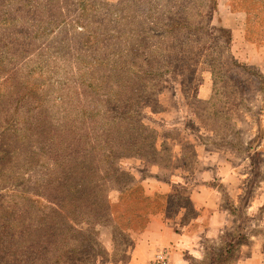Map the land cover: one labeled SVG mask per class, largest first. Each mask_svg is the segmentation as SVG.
Here are the masks:
<instances>
[{"label": "rangeland", "instance_id": "374dc122", "mask_svg": "<svg viewBox=\"0 0 264 264\" xmlns=\"http://www.w3.org/2000/svg\"><path fill=\"white\" fill-rule=\"evenodd\" d=\"M260 58L264 0H0V264H126L194 193L200 264H264Z\"/></svg>", "mask_w": 264, "mask_h": 264}, {"label": "crops", "instance_id": "0c3cea01", "mask_svg": "<svg viewBox=\"0 0 264 264\" xmlns=\"http://www.w3.org/2000/svg\"><path fill=\"white\" fill-rule=\"evenodd\" d=\"M264 75V58H260L258 64ZM203 88V87H202ZM200 89L199 96L205 95L210 98L213 86L207 84L205 89ZM201 196V195H200ZM198 194L192 195V201L201 210L209 208L208 214H200L197 219L183 225L182 218L166 219L163 215L152 218L145 233L140 236L134 246L131 260L126 264H149L158 250L169 251V264H200L205 258L206 239L218 236L224 230L227 216L224 212L215 208L217 201H203ZM240 259L236 264H261L260 260ZM119 264V263H107Z\"/></svg>", "mask_w": 264, "mask_h": 264}, {"label": "trees", "instance_id": "16d2710c", "mask_svg": "<svg viewBox=\"0 0 264 264\" xmlns=\"http://www.w3.org/2000/svg\"><path fill=\"white\" fill-rule=\"evenodd\" d=\"M96 246L97 245H94V247H96ZM90 251H93V250L91 249ZM90 251L87 250L86 251V255L84 257H81L82 259H77V260H80L79 262H82L81 260H84V262H85L88 259L89 260L92 259L93 257L91 256V252ZM66 253L68 255L69 252H66ZM55 256L56 257H55V261L53 262V264H65L64 257H67V256L64 254L63 249H62L61 253H57Z\"/></svg>", "mask_w": 264, "mask_h": 264}, {"label": "built area", "instance_id": "2783aa9c", "mask_svg": "<svg viewBox=\"0 0 264 264\" xmlns=\"http://www.w3.org/2000/svg\"><path fill=\"white\" fill-rule=\"evenodd\" d=\"M151 264H169L168 251L162 250L157 252Z\"/></svg>", "mask_w": 264, "mask_h": 264}]
</instances>
